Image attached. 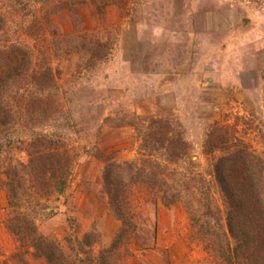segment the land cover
Wrapping results in <instances>:
<instances>
[{
  "label": "rangeland",
  "instance_id": "374dc122",
  "mask_svg": "<svg viewBox=\"0 0 264 264\" xmlns=\"http://www.w3.org/2000/svg\"><path fill=\"white\" fill-rule=\"evenodd\" d=\"M6 3V46H29L35 54L31 72L53 73L52 88L36 94L34 109L23 107L0 154V166L25 176L23 196L40 232L69 253L90 231L100 241L86 250L96 256L110 247L122 222L107 179H119L121 201L126 198L138 226L120 264H224L205 248L182 205H154L129 172L132 165L152 164L163 179L179 181L195 199L211 195L224 211L212 165L221 150L212 154L205 144L217 131L232 147L243 143L264 160V0ZM158 126L188 147L180 160L150 145ZM40 136L55 141L69 160L62 194L28 175L33 142L48 148ZM5 180L0 174V264H47L9 232Z\"/></svg>",
  "mask_w": 264,
  "mask_h": 264
},
{
  "label": "trees",
  "instance_id": "16d2710c",
  "mask_svg": "<svg viewBox=\"0 0 264 264\" xmlns=\"http://www.w3.org/2000/svg\"><path fill=\"white\" fill-rule=\"evenodd\" d=\"M6 1L0 0V154L3 153L5 145L2 142L3 136L22 120L20 114L23 107L26 110L34 109L36 94L45 95L52 88L50 85L53 82V73L50 70L39 73L33 70L36 74L31 72L35 54L29 46L21 43L11 44L10 48L6 46L9 42V33L6 31L9 25L7 8H10ZM35 1L44 3L47 0ZM29 79L30 90H24L26 93L21 94L22 84ZM12 97L18 98L16 103L9 101ZM156 124L162 125V122ZM158 127L149 134L150 145L155 147V150H164L170 159L180 160L188 147L177 138L169 140L170 138L165 137L166 128L163 130L162 126ZM39 138L48 143L45 144L48 148L44 150L33 142L28 169L30 180L35 176L42 182L43 189L62 194L71 176L69 160L65 153L54 146L55 141L46 136ZM205 147H213L212 154L215 149L221 150L220 157L215 159L212 165L223 197L224 211L211 195H208L209 198L204 202L188 195V191L184 189L185 185L179 184V181H172L167 177L163 179L162 174L150 170L154 169L152 164L134 167L132 165L129 172L131 183H139L141 187L146 188L148 195L156 199L153 201L154 205L158 202L166 208L182 205L189 216L191 227L202 238L205 248L224 264H264V160L243 143L232 147L225 141L223 134H218L217 131L211 133ZM38 160H41L42 165L36 168ZM12 172L11 168L0 166V174L5 175L7 179L4 186L10 205L6 225L23 248L33 250L32 256L45 260L47 264L121 263L118 260L121 259L122 248L137 232L138 226L132 212L125 207L126 198L121 201L119 179L113 181L108 178L107 184L110 185L113 208L122 222V227L111 246L102 249L95 256L86 249L99 243L100 235L97 231L86 233L82 240L77 242L79 249L76 251V247H71L70 253L58 241L40 232L36 213L32 208H27L26 195L23 196L27 191L22 183L27 180L25 176L21 179L18 174ZM107 174L110 177L113 175L109 165ZM122 203L124 209L121 207ZM20 262L22 263V260Z\"/></svg>",
  "mask_w": 264,
  "mask_h": 264
}]
</instances>
